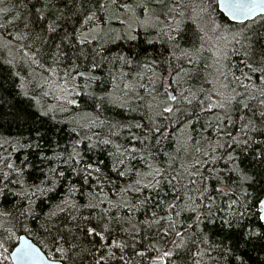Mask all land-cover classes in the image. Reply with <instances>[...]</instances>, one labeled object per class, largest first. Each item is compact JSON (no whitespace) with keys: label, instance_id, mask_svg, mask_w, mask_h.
Wrapping results in <instances>:
<instances>
[{"label":"trees","instance_id":"obj_1","mask_svg":"<svg viewBox=\"0 0 264 264\" xmlns=\"http://www.w3.org/2000/svg\"><path fill=\"white\" fill-rule=\"evenodd\" d=\"M258 195L264 19L217 0H0V264L21 234L64 264H264Z\"/></svg>","mask_w":264,"mask_h":264},{"label":"snow or ice","instance_id":"obj_2","mask_svg":"<svg viewBox=\"0 0 264 264\" xmlns=\"http://www.w3.org/2000/svg\"><path fill=\"white\" fill-rule=\"evenodd\" d=\"M229 11L232 13L234 17L237 15L240 16H248L249 14L253 13L256 11L257 7L264 6V0H227V3L225 5ZM258 15L261 17V19H264V10H262ZM91 19V17L89 18ZM54 31V29H52ZM81 43H84L83 40L80 41ZM18 75V74H17ZM170 99L175 100V96H171ZM71 103H76V101H71ZM165 111H171V108L165 109ZM46 115V114H45ZM39 136V133H37ZM78 143V141H77ZM89 168H91V165H88ZM62 176L63 173H60ZM121 175H124V173H121ZM244 180H251L252 178L250 176L244 175L242 177ZM248 195H251L249 193ZM253 203L258 206L261 211L257 213L258 219L261 222H264V195H258L255 197ZM178 215V214H177ZM261 228H264V223H261L260 225ZM89 234L95 233V229L89 228L87 229ZM249 236H260L264 235V233L260 232L258 229L257 230H252L250 229L249 232L247 233ZM175 235L177 237H180L181 240L183 239V236L180 232H176ZM19 239L23 240V237H20ZM175 243V242H173ZM26 246H22L17 249V256L21 261H28L30 259H34L35 257L39 256V252L37 249L33 248L31 245H27V242H25ZM179 247L180 245H176ZM2 247V245H0ZM58 252H63L64 250L61 248H57ZM143 255V253H141ZM172 252H165L163 256L155 257L157 260H162L165 256H171ZM66 259V257H61L60 259L53 258L52 264H63V261ZM103 257H101V260ZM99 264V262H97Z\"/></svg>","mask_w":264,"mask_h":264},{"label":"water","instance_id":"obj_3","mask_svg":"<svg viewBox=\"0 0 264 264\" xmlns=\"http://www.w3.org/2000/svg\"><path fill=\"white\" fill-rule=\"evenodd\" d=\"M226 3L227 0H217V5L219 10L225 15V17L228 20H230L233 23H245L254 20L257 17H259L258 13L264 10V6H261V7H257L256 11L249 14L248 16L237 15L236 17H234L232 13L229 11V9L225 6ZM20 237H23L24 239L21 240L19 239ZM19 238L9 254L12 264H52L53 258H50L31 237H29L27 234H21ZM25 242H27V245H31L33 248L37 249L39 252V256L35 257L34 259H30L28 261H21L17 256V249L22 246H26ZM150 264H165V259L164 258L162 260L154 259Z\"/></svg>","mask_w":264,"mask_h":264},{"label":"rangeland","instance_id":"obj_4","mask_svg":"<svg viewBox=\"0 0 264 264\" xmlns=\"http://www.w3.org/2000/svg\"><path fill=\"white\" fill-rule=\"evenodd\" d=\"M183 11L187 14V16L189 17L190 20H192L193 22L196 23V27L198 29L203 28L204 24H203V21H202V18H201V10H200L199 7H194V9H192L190 12H186V9H183ZM119 16H120L121 21L124 24L122 26V28L126 32V29L132 26L131 22H133V21L135 22L134 16H133V14L130 13V11L127 12V14L123 13V14H120ZM157 24H158L157 21L156 22L155 21L152 22L153 26H157ZM214 54L217 57L216 58L217 61L219 63H222V62H220L221 61L220 55H218L217 53H214ZM27 62H28V60L26 58H24L23 63H27ZM127 86H129V85H127ZM64 90H65V94H66V92L67 93L69 92V89H64ZM126 94H128V93H126ZM128 95H131V94L129 93ZM60 96H64V95H62V93H61ZM9 261H10V264H12L10 257H9Z\"/></svg>","mask_w":264,"mask_h":264}]
</instances>
